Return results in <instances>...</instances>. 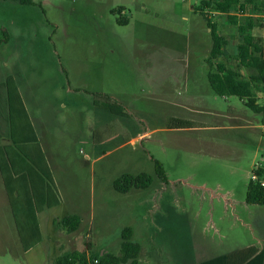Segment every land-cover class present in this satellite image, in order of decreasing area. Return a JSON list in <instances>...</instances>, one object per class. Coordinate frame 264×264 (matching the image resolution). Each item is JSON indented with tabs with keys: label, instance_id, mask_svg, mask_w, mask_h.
I'll return each instance as SVG.
<instances>
[{
	"label": "rangeland",
	"instance_id": "1",
	"mask_svg": "<svg viewBox=\"0 0 264 264\" xmlns=\"http://www.w3.org/2000/svg\"><path fill=\"white\" fill-rule=\"evenodd\" d=\"M116 1L130 12L126 25L109 12ZM200 1L32 0L23 6L0 0V26L11 24L9 40H19L26 73L47 76L57 89L64 85L71 90L64 96L63 127L49 145L60 151L65 159L58 164L71 174L56 172L65 203L48 212L75 214L80 224L75 231L56 224L51 241L45 240L42 226L44 240L35 249L34 264H50L53 244L58 253L85 250L87 243L95 256L104 249L114 253L120 250L121 231L136 228L143 218L158 231L153 241L160 249L188 248L194 235H213L215 226L226 238L264 253V206L245 201L253 168L264 165V122L238 97L219 96L209 86L211 39L203 17L205 13L216 23L227 42L221 59L235 67L239 24L252 19L250 32L264 45V3H250L244 12L234 7L231 23L219 11L202 13ZM23 29L24 38L17 33ZM44 34L55 44L54 59ZM83 55L103 60V76L63 80L60 70L69 66L67 57ZM253 89L257 103L264 104L262 93ZM92 98L118 104L124 116L105 111L101 122L100 111L90 107ZM113 116L121 146L96 163L84 161L91 151L85 138L88 126L106 124ZM140 134L144 136L138 138ZM155 161L163 168L165 182L155 174ZM141 172L153 177L147 189L138 190L147 201H122L112 180ZM8 210L0 183V258L14 236Z\"/></svg>",
	"mask_w": 264,
	"mask_h": 264
},
{
	"label": "crops",
	"instance_id": "2",
	"mask_svg": "<svg viewBox=\"0 0 264 264\" xmlns=\"http://www.w3.org/2000/svg\"><path fill=\"white\" fill-rule=\"evenodd\" d=\"M116 2H118L116 3L117 5L109 9V12L111 14H118L121 18L126 19L127 22L123 24L126 25L129 23L130 12L124 4L119 3V1ZM15 3L14 5H23ZM21 12L22 16H26L24 10H21ZM48 22L52 23L49 19ZM53 24L56 26V23ZM9 26H0V29H4L7 33V39L0 44V159L8 178V190L12 192L14 198L18 192L26 193L25 179L22 177L28 178V175L35 179V186L38 190L41 187H44V190H46V186L49 184L46 177L49 176L52 180L54 193L57 194L58 202L52 207H43L36 213L39 240L30 248L23 250L17 233L13 211H16L21 223L25 222L22 211L26 204L24 198L21 197L14 200L13 207L10 205L0 172V183L9 209V217L14 235L11 239L12 244L6 249L7 253L4 258H0V262H4V264H34L35 249L41 243L43 244L44 240L42 237V226L45 227L47 232L45 240L51 241V234L55 233L56 224L60 223L61 225L62 218L70 215L68 213L55 215L48 211L65 203V199L60 196L57 189L56 172L68 177L71 174V171L63 166V163L58 164V161L65 159H62L60 156V151L56 149L53 151L49 148V145H51L55 138L56 130L63 127L64 119L61 117V110L67 107L64 96L70 93L71 90L65 88L64 85L60 89H57L56 83L49 82L50 79L47 76L45 78V76L41 77L26 73L25 68L22 66V61L25 59L24 52L20 49L19 40L14 43L10 42L9 39L10 37L12 38L11 33L13 31H11ZM17 33L24 38V29ZM43 36L45 37L44 41L47 42L48 49L53 53L54 59V55H56L55 44L52 42L49 34H44ZM67 58L69 66L63 67L62 70L59 69L63 80L74 78L82 81L86 80L87 75L101 78L104 74L102 59L91 58L90 55L87 57L83 55L79 58ZM71 65L72 68L70 67ZM93 98L90 107L95 108L96 111H100L99 120L102 122L105 109L102 103L99 106L95 105ZM108 118L110 120L107 119L106 124L95 123L88 126V133L85 135V138L91 142V151L85 154L84 161L89 162L92 160L91 163H96L102 158L111 155L121 146L118 142L119 124L115 122L114 116ZM11 129L14 130L13 136L15 141L11 138ZM63 133L64 131H62ZM143 136V134H140L138 138ZM136 138L134 137L130 141L134 142ZM11 147L17 153L13 152ZM5 149L6 152L10 153L17 173L13 172L10 168ZM28 165L32 170L30 172L27 169ZM40 178L43 179L42 182ZM122 195V201H127L128 204L130 201H133V203L141 205L147 201V198L142 197L138 190H131ZM46 212L48 213L46 214ZM209 221L212 222V218ZM7 223L10 224V221L7 220ZM130 228L132 230L131 239L140 246L139 264H257L255 256L259 253L262 254L260 264H264L263 250L252 244H242L238 240H230L226 238L225 234H221L220 230L215 226L213 235H205L202 231L194 235L190 239L188 248L176 247L167 250L160 249L154 244L153 238L158 231L154 229L147 219L143 218L140 225L136 228ZM249 246L255 247L256 253L248 259L241 252ZM51 250L52 257L49 259L50 264L60 254L57 252L54 244L51 246ZM118 251L112 253L104 249L100 251V254H117ZM243 254L245 256H242Z\"/></svg>",
	"mask_w": 264,
	"mask_h": 264
},
{
	"label": "trees",
	"instance_id": "3",
	"mask_svg": "<svg viewBox=\"0 0 264 264\" xmlns=\"http://www.w3.org/2000/svg\"><path fill=\"white\" fill-rule=\"evenodd\" d=\"M20 4H31L32 0H11ZM263 2L264 0H242L238 3V0H201L198 9L204 11V9H210L219 11L226 14L228 20L234 23L235 16L232 15L234 7L238 6L241 12H244L246 5L255 2ZM264 11V8H263ZM207 28L209 29L211 46L207 56L208 72L207 80L209 86L213 92L219 96H236L243 104L252 110L254 113L261 114L262 121L264 122V104H258L256 96L254 95V89H258L264 96V45L255 39L250 30L254 27V23L251 20L246 25L239 24L237 26V33L241 37V43L236 47L238 51L235 60L236 65L230 66L227 61L221 59L225 55V38L218 32V28L215 22L208 18L203 13ZM127 21L123 18H118L117 23L125 24ZM7 39V33L4 29H0V44ZM245 71V74L241 70ZM108 100V99H107ZM94 104L101 105L98 100H94ZM105 111H109L113 115L124 116L123 109L116 103L108 101L106 104H102ZM12 113V109L10 110ZM11 132V138L15 141ZM264 134V133H263ZM13 141V143H15ZM12 148V149H11ZM13 152H16L11 147ZM5 153L8 156L10 168L17 173L11 160L10 153L5 149ZM17 153V152H16ZM261 158L264 162V151L261 154ZM155 174L162 181L165 182L166 176L161 164L158 161L154 162ZM28 171H32L28 165ZM0 172L1 178L6 188V193L10 205L14 206V200L16 198H24L25 206L23 212V223L20 222V217L13 211V216L16 223L17 233L20 238L21 246L23 250L30 248L39 240V231L37 226L36 213L43 207H52L57 204L58 197L54 193V187L52 180L49 176L46 180L49 184L41 189L36 188L35 179L28 175L25 179L26 193L18 192L14 198L12 192L8 190V178L2 167V160L0 159ZM41 182L43 181L40 178ZM260 180H264V165L253 168L252 178L249 180L246 190L245 201L248 204H258L264 206V187L260 185ZM153 182V177L150 174L141 172L139 174L124 173L113 179L112 188L115 192L120 194H126L131 190H140L148 188ZM80 224V217L75 214L66 215L61 220V225L68 231H75ZM132 230L130 227H125L121 231V245L118 254L103 253L95 256L91 254L90 243L86 244L84 251H64L60 253L52 264H95L94 260L97 259V264H139V252L140 246L137 242L131 239ZM249 259L256 253V249L253 246H249L242 250ZM242 256H245V255ZM262 254L259 253L255 256V261L260 264Z\"/></svg>",
	"mask_w": 264,
	"mask_h": 264
},
{
	"label": "built area",
	"instance_id": "4",
	"mask_svg": "<svg viewBox=\"0 0 264 264\" xmlns=\"http://www.w3.org/2000/svg\"><path fill=\"white\" fill-rule=\"evenodd\" d=\"M260 185L264 187V180H260ZM94 263L97 264L98 263V260L95 259L94 260Z\"/></svg>",
	"mask_w": 264,
	"mask_h": 264
}]
</instances>
